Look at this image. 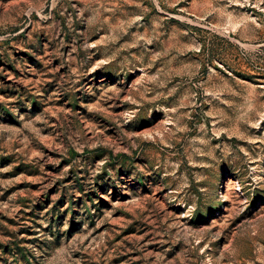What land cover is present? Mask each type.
<instances>
[{
    "label": "rangeland",
    "instance_id": "obj_1",
    "mask_svg": "<svg viewBox=\"0 0 264 264\" xmlns=\"http://www.w3.org/2000/svg\"><path fill=\"white\" fill-rule=\"evenodd\" d=\"M0 264H264V0H0Z\"/></svg>",
    "mask_w": 264,
    "mask_h": 264
}]
</instances>
